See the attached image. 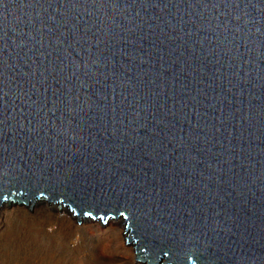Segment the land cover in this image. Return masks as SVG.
<instances>
[{"label": "water", "instance_id": "1", "mask_svg": "<svg viewBox=\"0 0 264 264\" xmlns=\"http://www.w3.org/2000/svg\"><path fill=\"white\" fill-rule=\"evenodd\" d=\"M15 200L121 217L147 264H264V0H0Z\"/></svg>", "mask_w": 264, "mask_h": 264}, {"label": "rangeland", "instance_id": "2", "mask_svg": "<svg viewBox=\"0 0 264 264\" xmlns=\"http://www.w3.org/2000/svg\"><path fill=\"white\" fill-rule=\"evenodd\" d=\"M7 209L9 214L0 224V264H102L95 256L101 239L87 234L100 227L94 220L77 230L73 222H53L50 214L33 208ZM108 252L120 253L121 248L116 244Z\"/></svg>", "mask_w": 264, "mask_h": 264}, {"label": "bare ground", "instance_id": "3", "mask_svg": "<svg viewBox=\"0 0 264 264\" xmlns=\"http://www.w3.org/2000/svg\"><path fill=\"white\" fill-rule=\"evenodd\" d=\"M25 194H23V197ZM10 208H19V209H25V208H30L31 206V201L28 202V205L24 204L23 202L18 204V201L15 200V203L11 201L10 203ZM59 204L58 203H53L51 201H37L34 202L32 205L33 210L36 212H41V213H48L50 214L49 217H52L51 220L58 221L60 223H71L73 222L75 224V227L77 230H81L82 228L85 229L84 225L86 223H92V221H95V224L100 227L96 232L94 231H88L87 234L89 237L97 236L98 238L101 239L99 241L100 243L97 244V247L95 248V253H96V258L102 263V264H107V263H112V262H130L131 264H147V259L142 260V261H137V254L135 251V242H133V239L130 241V243L126 244V241L128 237V230H125V222L123 218L118 217L116 219H111L108 218L106 220V223L102 224L101 218H86L82 217L80 218V224L77 221V216L74 214V210H70V207H63L60 204V211L58 208ZM8 202H1L0 205V224H2L3 219L8 216L9 211H8ZM124 222V223H123ZM67 225V224H66ZM70 226V225H67ZM113 226V227H111ZM71 227V226H70ZM131 239V236L129 237ZM116 244L119 245L121 248L120 253H111L108 252V250H111L112 247H116ZM163 261V260H162ZM164 262V261H163Z\"/></svg>", "mask_w": 264, "mask_h": 264}]
</instances>
